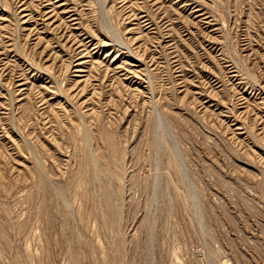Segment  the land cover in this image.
Here are the masks:
<instances>
[{
    "label": "rangeland",
    "instance_id": "1",
    "mask_svg": "<svg viewBox=\"0 0 264 264\" xmlns=\"http://www.w3.org/2000/svg\"><path fill=\"white\" fill-rule=\"evenodd\" d=\"M0 264H264V0H0Z\"/></svg>",
    "mask_w": 264,
    "mask_h": 264
},
{
    "label": "bare ground",
    "instance_id": "2",
    "mask_svg": "<svg viewBox=\"0 0 264 264\" xmlns=\"http://www.w3.org/2000/svg\"><path fill=\"white\" fill-rule=\"evenodd\" d=\"M48 1V0H47Z\"/></svg>",
    "mask_w": 264,
    "mask_h": 264
}]
</instances>
